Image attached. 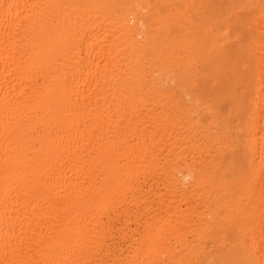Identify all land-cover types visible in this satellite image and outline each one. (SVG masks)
<instances>
[{"label": "bare ground", "instance_id": "1", "mask_svg": "<svg viewBox=\"0 0 264 264\" xmlns=\"http://www.w3.org/2000/svg\"><path fill=\"white\" fill-rule=\"evenodd\" d=\"M0 264H264V0H0Z\"/></svg>", "mask_w": 264, "mask_h": 264}]
</instances>
